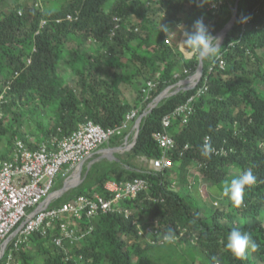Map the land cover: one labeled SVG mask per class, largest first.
<instances>
[{
	"label": "trees",
	"instance_id": "obj_1",
	"mask_svg": "<svg viewBox=\"0 0 264 264\" xmlns=\"http://www.w3.org/2000/svg\"><path fill=\"white\" fill-rule=\"evenodd\" d=\"M7 1L11 0H0V5ZM59 1L58 8H43L17 0L8 11H0V94L4 92L0 140L8 138L10 146L0 153V159L10 157L16 137L34 148L51 136L71 134L82 123L115 127L133 109L144 110L165 89L195 72L201 62L179 45L166 43L163 26L193 24L203 18L206 24L212 21L211 34L216 36L231 20L239 1L237 19L220 47L219 53L227 61L225 68L214 66L217 57L204 60L199 84L162 98L143 116L136 140L127 130L109 141L112 146L128 147L121 153V165L97 171L88 187L83 180L76 195L65 193L57 200L61 203L79 194L103 192L111 178L150 180L147 190L124 202L132 210L130 217L116 212L92 219L95 229L72 251L83 255L80 264H212L213 256L220 264H264V0H223L215 17L206 8L211 0ZM69 14L78 18L69 20ZM115 16L122 20L112 35ZM241 17L251 22L244 26L238 22ZM44 19L48 22L41 27ZM87 42H97L96 51L83 49ZM64 63L74 74L79 91L61 71ZM186 68L192 71L186 72ZM206 79L209 88L195 98L188 121H183V115H174L166 129L175 140V147L168 152L174 165L162 171L137 168L130 161L138 156L151 160L162 156L156 140V134L164 130L162 118L184 104ZM149 80L157 87L144 101L143 89ZM130 85L138 92L134 101L125 94ZM46 110L53 113V121L41 125L40 142L26 141L21 130L23 118L27 114L41 116ZM207 136L212 152L204 156L201 148ZM213 148L225 152L215 153ZM197 169L221 191L247 169L257 179L246 187L239 206L224 196L222 208L204 215L198 201L193 204L172 187L174 182H188V170ZM148 226L153 233L141 234ZM234 227L249 233L258 245L249 249L244 259L226 248L227 234ZM169 232L173 239L166 240ZM44 255L42 264H76L39 233L17 252V259L21 264H35L33 261Z\"/></svg>",
	"mask_w": 264,
	"mask_h": 264
},
{
	"label": "built area",
	"instance_id": "obj_2",
	"mask_svg": "<svg viewBox=\"0 0 264 264\" xmlns=\"http://www.w3.org/2000/svg\"><path fill=\"white\" fill-rule=\"evenodd\" d=\"M222 3L223 0H211L206 8L215 17ZM77 18L73 14L67 16L69 20ZM113 20L114 27L111 34L115 35L121 26L122 19L115 16ZM61 21L62 19L57 20V22ZM47 22L46 19L42 20L41 27H44ZM211 22L206 25L213 33L214 27ZM250 22L251 19L248 18L244 26ZM217 37L221 38L220 43H222L225 36L221 34ZM166 43L171 44L168 37H166ZM179 47L183 49L181 44ZM226 64L227 61L223 54L219 53L214 66L218 65L224 69ZM200 65L195 72L182 81L186 84L184 88L197 86L202 80L203 68L201 69ZM214 66L212 65L210 69ZM185 71L192 70L186 68ZM18 74L19 72H16L15 76ZM10 83L9 81L8 84ZM173 86L165 89L162 94L165 91L169 92ZM156 87L155 81H148L143 89L144 101L149 99ZM208 88L206 79L184 104L162 118L164 130L156 134V140L163 153L161 157L151 160L152 168L162 171L174 165L173 160L168 157V152L175 147V140L166 129L171 125L174 115H183V121L187 122L189 114L193 111L195 98L204 94ZM161 95L149 103L144 110L141 111V107L133 109L126 115V119L115 127L105 128L93 121H88L80 124L71 134L61 138L51 136L47 142H42L34 148L23 139L15 138L10 157L0 159V262L4 258V264H21V261L17 259V252L28 243L32 235L39 233L44 237H49L53 244L61 248L67 260H74L76 264H80V261L84 260L83 255L77 256L72 251L95 229L92 223L94 217L103 213L116 212H123L126 217L131 216L132 210L124 205V202L130 198H137L142 191L150 187V180L146 177H136L130 180L111 178L105 182L103 192L95 190L91 194H79L61 203H57V200L64 191L56 189L55 185L58 177L63 173V176H68L67 187L70 186L73 183L74 172L82 167L88 158L100 149L101 145L131 130L130 124L137 123L140 116L148 114L159 102ZM3 99L4 92L0 94V102ZM2 114L0 112V118ZM209 142L210 137L207 136L205 143L209 144ZM188 148L189 145H185L184 151ZM213 150L215 153L225 152L223 148H213ZM78 182L80 180H77ZM150 199L156 200L152 197ZM134 223L138 224V220L134 219ZM138 226L141 227L140 224ZM153 231V228L148 226L141 229L140 233L147 236Z\"/></svg>",
	"mask_w": 264,
	"mask_h": 264
},
{
	"label": "rangeland",
	"instance_id": "obj_3",
	"mask_svg": "<svg viewBox=\"0 0 264 264\" xmlns=\"http://www.w3.org/2000/svg\"><path fill=\"white\" fill-rule=\"evenodd\" d=\"M14 1L17 0H11L3 3L0 5V11H8L10 8H12V4ZM24 1L26 4L30 5H40L43 8H58L62 3L59 0H21ZM192 26L191 22H187L185 24H175L171 27H169L170 31L172 33L168 34L167 37L171 40V44H176L180 46V40L183 38V32L186 30H190ZM83 44V49H91L95 50L98 43L94 42L93 44ZM96 51V50H95ZM98 55V53H97ZM61 71L64 73V75L67 77L69 82L77 88L79 91V87L76 84V78L74 74L72 73L70 67L68 64L64 63L61 66ZM184 85L186 84H179L173 86L169 92L166 93L167 95H170L172 93H175L179 91L181 88H184ZM126 97L134 101V99L138 96L137 89L130 85L129 88L125 91ZM53 121V113L50 110H46L41 116L40 115H26L23 118L22 122V132L24 134V139L28 142H34L35 144H38L40 142L39 138L41 137V131L40 127L41 125L47 126ZM134 124V125H133ZM133 126V127H132ZM132 128V129H131ZM129 132H132V139L134 140V137L136 136L137 131V123H131L130 124ZM131 139V140H132ZM9 139L3 138L0 140V153L1 152H7L9 150ZM114 148L113 150H110ZM128 147H120V146H112L110 142H106L103 145L100 146V149L95 151L91 157L88 158V160L84 163V180H86L84 186L88 187L89 184H92V181L94 180V175L97 171L99 173H103L105 171H108V169L112 166H119L121 165V153H123ZM137 168L139 169H152V161L150 158H147L146 156H138L132 161ZM93 166V172L90 178L86 179L87 174L89 173L91 167ZM68 178V176H63V173L60 174L56 181L55 188L61 189L64 187V182ZM83 180V178H81ZM186 179L188 182L183 183L182 185L178 184L177 182L172 183V187H175V189H178L179 192L183 193L184 195H187L188 200L191 201L193 204H199L200 210L205 215L209 212H212L216 210L217 208H222L225 204V198L223 195V191L219 190L217 187H212L211 184L208 183V181L205 179V177L201 174L200 170H195L192 172H189ZM177 183V184H176ZM77 187L71 188L69 191H67V194H74L76 195ZM31 246V245H30ZM47 256L44 255L41 258L35 259L33 262L35 264H42L43 260Z\"/></svg>",
	"mask_w": 264,
	"mask_h": 264
},
{
	"label": "clouds",
	"instance_id": "obj_4",
	"mask_svg": "<svg viewBox=\"0 0 264 264\" xmlns=\"http://www.w3.org/2000/svg\"><path fill=\"white\" fill-rule=\"evenodd\" d=\"M247 20L248 17H241L238 22L246 23ZM162 29L168 34L172 33L168 26H163ZM220 41L221 38L217 37V34L216 36L211 34L204 19L199 18L193 22L191 30L183 32V38L180 40V44L183 49L197 55L201 61H211L219 55L221 47ZM211 152V145L205 143L201 148V154L209 156ZM256 179L257 178L253 171L251 169H247L238 177L232 179L230 183L225 184L223 188V195L229 197L235 205L239 206L243 201L246 187L255 184ZM164 238L166 240L173 239V233L169 232ZM257 247L258 245L252 236L247 232H242L239 228L234 227L227 234L226 248L230 250L236 258H246V252L249 249L255 250ZM211 260L212 264H220V260L216 256H213Z\"/></svg>",
	"mask_w": 264,
	"mask_h": 264
},
{
	"label": "water",
	"instance_id": "obj_5",
	"mask_svg": "<svg viewBox=\"0 0 264 264\" xmlns=\"http://www.w3.org/2000/svg\"><path fill=\"white\" fill-rule=\"evenodd\" d=\"M238 4H239V1H237V3L235 4V7H234V14H233V16H232V18H231V20L229 21V23L226 25V27L222 30V31H220L219 32V34L217 35V36H219V35H221L222 34V36L224 35H226V33H227V31H228V29L231 27V25L235 22V20L237 19V15H238ZM200 68L202 69L203 68V61H201V65H200ZM202 71V70H201ZM199 82V80L197 81V83ZM182 83V81H180L179 82V84H181ZM178 84V83H177ZM166 91H165V93H163L162 95H161V97H160V99H159V101L162 99V98H164L165 96H166ZM143 119V116H140L139 118H138V120H137V131H136V136H135V140L137 139V137H138V135H139V131H140V123H141V120ZM114 148H112V149H110V150H113ZM64 190V189H63ZM151 235V233H148V235L147 236H150Z\"/></svg>",
	"mask_w": 264,
	"mask_h": 264
},
{
	"label": "crops",
	"instance_id": "obj_6",
	"mask_svg": "<svg viewBox=\"0 0 264 264\" xmlns=\"http://www.w3.org/2000/svg\"><path fill=\"white\" fill-rule=\"evenodd\" d=\"M134 125V124H133ZM11 155V154H10ZM84 164L82 165V167H80L79 169H77L75 172H74V174H73V183L70 185V186H68L67 187V184H66V182H67V179L65 180V182H64V187L63 188H61V190H63L64 191V193H63V195L67 192V191H69L71 188H73V186L74 187H76L77 185H79L80 183H82L83 182V180H84ZM81 178H83V180L81 179ZM75 180V181H74ZM77 180H80V182H78L77 183ZM62 195V196H63ZM61 196V197H62Z\"/></svg>",
	"mask_w": 264,
	"mask_h": 264
}]
</instances>
